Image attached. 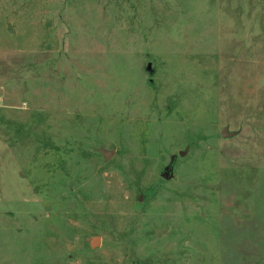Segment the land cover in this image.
Wrapping results in <instances>:
<instances>
[{
	"label": "rangeland",
	"instance_id": "1",
	"mask_svg": "<svg viewBox=\"0 0 264 264\" xmlns=\"http://www.w3.org/2000/svg\"><path fill=\"white\" fill-rule=\"evenodd\" d=\"M0 264H264V0H0Z\"/></svg>",
	"mask_w": 264,
	"mask_h": 264
},
{
	"label": "water",
	"instance_id": "2",
	"mask_svg": "<svg viewBox=\"0 0 264 264\" xmlns=\"http://www.w3.org/2000/svg\"><path fill=\"white\" fill-rule=\"evenodd\" d=\"M148 67V69H149V65L147 66ZM222 135L224 136L225 135V130H222ZM97 151L102 155V157L104 158V159H106V160H108L110 157H111V155L113 154V150H107V149H104L103 147H99L98 149H97ZM173 164H174V161L173 160H171L169 163H168V165H167V167L165 168V170L162 172V174H161V177L163 178V179H168L169 177H170V175H171V171H172V167H173ZM99 242H100V236H98V235H95V236H92L91 238H90V241H89V247L90 248H95L96 246H98V244H99Z\"/></svg>",
	"mask_w": 264,
	"mask_h": 264
},
{
	"label": "trees",
	"instance_id": "3",
	"mask_svg": "<svg viewBox=\"0 0 264 264\" xmlns=\"http://www.w3.org/2000/svg\"><path fill=\"white\" fill-rule=\"evenodd\" d=\"M85 240H86V239H85ZM85 240H84V241H85ZM84 243H86V241H85ZM86 244H87V243H86Z\"/></svg>",
	"mask_w": 264,
	"mask_h": 264
}]
</instances>
